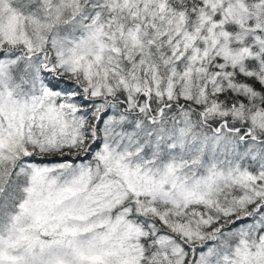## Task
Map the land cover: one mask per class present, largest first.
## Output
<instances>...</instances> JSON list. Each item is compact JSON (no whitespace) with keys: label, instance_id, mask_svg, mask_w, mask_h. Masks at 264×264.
<instances>
[{"label":"snow or ice","instance_id":"obj_1","mask_svg":"<svg viewBox=\"0 0 264 264\" xmlns=\"http://www.w3.org/2000/svg\"><path fill=\"white\" fill-rule=\"evenodd\" d=\"M0 264H264V0H0Z\"/></svg>","mask_w":264,"mask_h":264}]
</instances>
